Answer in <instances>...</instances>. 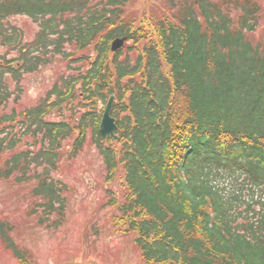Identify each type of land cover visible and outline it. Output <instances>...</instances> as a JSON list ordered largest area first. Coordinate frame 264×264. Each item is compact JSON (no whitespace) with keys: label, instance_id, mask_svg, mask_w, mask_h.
<instances>
[{"label":"trees","instance_id":"trees-1","mask_svg":"<svg viewBox=\"0 0 264 264\" xmlns=\"http://www.w3.org/2000/svg\"><path fill=\"white\" fill-rule=\"evenodd\" d=\"M165 1L170 13L139 18L132 0H0V44L15 52L0 55V106L13 93L8 81L55 57L77 63L21 119L0 115V179L33 181L41 203L31 213L58 227L70 186L52 171L64 142L70 158L91 143L105 181L122 175L124 192L108 203L113 227L133 235L144 264H264V50L248 39L263 5ZM17 15L37 22L32 41L10 24ZM123 36L129 44L112 53ZM88 48L93 57L75 56ZM74 96L92 105L75 114L65 108ZM109 96L117 140L98 131L97 101ZM54 112L62 119H48ZM22 138L31 145L19 149ZM2 218L4 248L34 264Z\"/></svg>","mask_w":264,"mask_h":264},{"label":"rangeland","instance_id":"rangeland-1","mask_svg":"<svg viewBox=\"0 0 264 264\" xmlns=\"http://www.w3.org/2000/svg\"><path fill=\"white\" fill-rule=\"evenodd\" d=\"M258 1L264 8V0ZM165 6V0H132L128 11L131 15L142 18L152 11L166 10L170 13L164 9ZM9 22L20 28L26 43L34 39L38 24L31 17L10 16ZM248 39L264 50V14L257 29L248 34ZM8 48L0 44V55L6 54L8 59L15 57V52ZM78 55L93 57L94 54L92 48H88L75 53V56ZM71 67H77V63L55 57L49 64L24 74L19 83L8 81L13 93L0 106V115L14 112L17 120L21 119V114L44 101L46 94L55 85L64 87L61 80L73 72ZM107 99L105 102L97 101L98 111L104 109ZM84 101L82 96H74V99L65 104V108L71 109L75 114L81 113L85 109L84 103H87L88 108L92 105ZM57 114L58 112L52 113L48 119H62ZM70 117L71 114L66 113L64 119L69 120ZM18 128L16 126V133ZM24 142L26 148L32 143L30 138H22V143L18 144L19 149L24 147ZM69 142L63 143L62 161L52 171L55 179L70 186L64 219L58 227H48V223L44 222L38 224V212L31 213L32 205L41 203L32 196L33 181L17 183L11 179L15 176L0 179V217L13 226L12 237L24 247L34 264H144L135 250L137 248L133 243V235H125L113 227L112 216L115 209L108 203L110 197L119 199L124 192L122 175L107 183L104 179L103 160L96 148L91 143L85 144L83 151L70 158L66 153L71 151ZM2 167L0 160V169ZM38 211H41L40 208ZM0 264H20L1 241Z\"/></svg>","mask_w":264,"mask_h":264},{"label":"water","instance_id":"water-1","mask_svg":"<svg viewBox=\"0 0 264 264\" xmlns=\"http://www.w3.org/2000/svg\"><path fill=\"white\" fill-rule=\"evenodd\" d=\"M126 40H127L126 36H123L121 38H115L110 45L111 51H116L117 49H119ZM112 102H113V96H110L105 105L98 130L99 133L102 135V137L111 136L114 139H117L116 135L114 134L116 129V124L114 122V118L110 116Z\"/></svg>","mask_w":264,"mask_h":264}]
</instances>
